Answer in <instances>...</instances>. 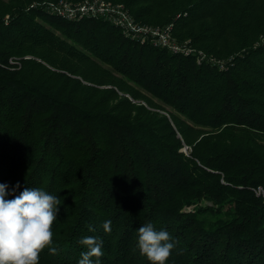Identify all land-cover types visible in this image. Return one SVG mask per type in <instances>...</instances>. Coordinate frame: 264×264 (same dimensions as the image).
<instances>
[{
	"label": "trees",
	"instance_id": "16d2710c",
	"mask_svg": "<svg viewBox=\"0 0 264 264\" xmlns=\"http://www.w3.org/2000/svg\"><path fill=\"white\" fill-rule=\"evenodd\" d=\"M7 1L8 16L0 14V184L10 190L19 183L16 195L36 187L61 198L53 245L38 264H78L87 236L103 241L101 264H151L137 247V229L149 222L177 241L165 264H264V151L189 140L194 129L264 133V0H116L139 22L170 24L177 42L197 47L190 54L126 37L102 17L67 19L41 0H25L36 1L28 7ZM222 35L233 43L219 42ZM41 48L116 76L110 96L132 85L168 109L122 95L133 113H119L43 85L37 67L55 69ZM11 57L20 58L19 68ZM52 246L59 254H49Z\"/></svg>",
	"mask_w": 264,
	"mask_h": 264
},
{
	"label": "clouds",
	"instance_id": "9594fccd",
	"mask_svg": "<svg viewBox=\"0 0 264 264\" xmlns=\"http://www.w3.org/2000/svg\"><path fill=\"white\" fill-rule=\"evenodd\" d=\"M19 187L17 183L9 190V185L0 184V264H38L40 253L53 245L52 226L61 198L36 187H25L16 195ZM102 227L110 233L111 220L104 221ZM88 230L93 232L95 228L89 225ZM137 235L140 254L151 264H165L177 244L167 230L157 231L150 222L140 226ZM79 243L87 251L81 252L78 264H101L102 240L87 236ZM49 254H59L58 248L49 247Z\"/></svg>",
	"mask_w": 264,
	"mask_h": 264
},
{
	"label": "rangeland",
	"instance_id": "374dc122",
	"mask_svg": "<svg viewBox=\"0 0 264 264\" xmlns=\"http://www.w3.org/2000/svg\"><path fill=\"white\" fill-rule=\"evenodd\" d=\"M44 1L52 0H41L40 3ZM69 1V0H68ZM113 3H121L116 0H110ZM24 4L27 2L24 0ZM30 4H36V1H31L27 4V7ZM8 12V1L0 0V14L7 17ZM212 19H205L204 23H212ZM153 25V24H152ZM155 25V24H154ZM158 26V25H157ZM197 26H195L196 28ZM172 37L173 33H171ZM176 40V39H175ZM183 41L188 42V39ZM235 41V40H234ZM219 42H226L227 45L233 43V39L221 36ZM194 49H197L196 46H193ZM39 53L44 55V59L49 63H46V66L54 68V72L46 71L43 67L39 66L35 70V76L38 78V82L43 85H48L54 89L60 91V93L65 95H70L73 98L83 101L87 105H94L101 109H107L111 105L115 106V111L119 113H133L132 106H127L122 102H119L122 95H127L130 99V102L136 103L140 102L145 105L146 108L159 110L160 113H166L168 109L167 105L161 101L147 97L143 91L136 90L132 85L126 87L125 91H118L117 96L108 95L107 91L109 87H114L119 79L105 71L104 69H94L86 64H82L76 60L70 59L68 56L46 51L45 49H39ZM38 53V54H39ZM39 56V55H38ZM31 55L27 54L23 58H30ZM12 58V57H11ZM18 58V57H14ZM19 64H12L14 67L19 68L21 66L20 58H18ZM37 59H40L37 57ZM52 64L53 66H50ZM79 79L81 84L76 85L75 81ZM129 89L131 92H136L137 97L133 98L132 95L127 91ZM125 93V94H124ZM172 122V121H171ZM206 137L208 142L212 140H217L220 142H239V143H252L258 149L264 151V133H256L253 131L243 130L241 128H227L220 131L206 132L205 130L194 129L189 133V140L192 143L200 141L202 137ZM181 150L188 154L190 146L183 144Z\"/></svg>",
	"mask_w": 264,
	"mask_h": 264
},
{
	"label": "built area",
	"instance_id": "2783aa9c",
	"mask_svg": "<svg viewBox=\"0 0 264 264\" xmlns=\"http://www.w3.org/2000/svg\"><path fill=\"white\" fill-rule=\"evenodd\" d=\"M50 11L65 17L75 19L83 16L102 17L116 25L126 36L141 42L149 41L153 45L167 48L174 53L190 54L196 51L187 42H177L171 35L172 26H157L136 20L123 3H113L110 0H68L44 1L40 3ZM33 6V4H31ZM199 57H204L197 51ZM18 58H9L10 64H19Z\"/></svg>",
	"mask_w": 264,
	"mask_h": 264
}]
</instances>
